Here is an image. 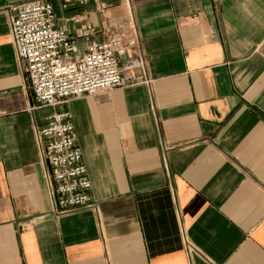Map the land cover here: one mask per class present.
<instances>
[{
	"label": "crops",
	"instance_id": "0c3cea01",
	"mask_svg": "<svg viewBox=\"0 0 264 264\" xmlns=\"http://www.w3.org/2000/svg\"><path fill=\"white\" fill-rule=\"evenodd\" d=\"M39 1L79 56L101 9L134 21L150 84L40 106L10 27ZM55 112L92 209H54L36 126ZM0 264H264V0H0Z\"/></svg>",
	"mask_w": 264,
	"mask_h": 264
},
{
	"label": "built area",
	"instance_id": "2783aa9c",
	"mask_svg": "<svg viewBox=\"0 0 264 264\" xmlns=\"http://www.w3.org/2000/svg\"><path fill=\"white\" fill-rule=\"evenodd\" d=\"M90 1L79 3L85 6ZM100 12L105 20L99 28L85 25L78 31V38L87 41L85 53L79 56L76 39L67 28L56 27L51 3L39 1L14 9L10 27L16 55L40 106L56 108L75 98L150 84L134 21H119L108 16L106 9ZM97 33L104 41L88 43ZM36 138L56 213L94 208L92 185L70 114H52L45 125L36 126Z\"/></svg>",
	"mask_w": 264,
	"mask_h": 264
},
{
	"label": "rangeland",
	"instance_id": "374dc122",
	"mask_svg": "<svg viewBox=\"0 0 264 264\" xmlns=\"http://www.w3.org/2000/svg\"><path fill=\"white\" fill-rule=\"evenodd\" d=\"M30 87V86H29ZM30 90H31V88H30ZM80 98H82V97H80ZM75 99H78V98H75ZM75 99H73V100H75ZM71 101V100H70ZM69 101V102H70ZM62 106V105H61ZM58 107H60V106H58ZM57 108V107H56ZM56 113V112H55ZM54 114V113H53ZM71 116V115H70ZM72 119V118H71Z\"/></svg>",
	"mask_w": 264,
	"mask_h": 264
}]
</instances>
